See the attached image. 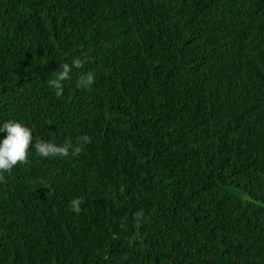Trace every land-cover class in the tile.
Wrapping results in <instances>:
<instances>
[{"label":"trees","instance_id":"1","mask_svg":"<svg viewBox=\"0 0 264 264\" xmlns=\"http://www.w3.org/2000/svg\"><path fill=\"white\" fill-rule=\"evenodd\" d=\"M9 119L91 143L4 174L0 264H264V0H0Z\"/></svg>","mask_w":264,"mask_h":264},{"label":"clouds","instance_id":"2","mask_svg":"<svg viewBox=\"0 0 264 264\" xmlns=\"http://www.w3.org/2000/svg\"><path fill=\"white\" fill-rule=\"evenodd\" d=\"M86 61L75 57L71 65L63 63L59 66V70L55 73V78L50 79L47 83L56 90L55 94L61 96L64 91L63 82L71 79V72L73 68H82ZM95 82L94 74L89 72L81 75L76 81L77 88H89ZM7 133V135L0 139V182H4V174H10L15 166L18 164H28V155L30 149L35 150V153L43 158L51 157H78L85 144L91 143V137L82 135L77 138V143L73 145L70 141L62 145L55 144L50 141H43L42 139L33 142L32 129L26 127L22 122L12 119L0 123V133ZM71 150V151H70ZM84 203L81 197H75L69 202V210L79 214L82 211L81 205ZM137 227L141 223H146L143 210L134 214ZM138 235V234H137ZM136 237H133V240ZM132 240L129 241L131 245Z\"/></svg>","mask_w":264,"mask_h":264}]
</instances>
